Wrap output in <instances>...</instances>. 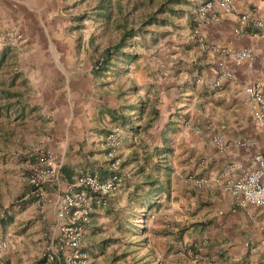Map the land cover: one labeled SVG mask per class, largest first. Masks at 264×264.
I'll list each match as a JSON object with an SVG mask.
<instances>
[{
	"label": "crops",
	"instance_id": "0c3cea01",
	"mask_svg": "<svg viewBox=\"0 0 264 264\" xmlns=\"http://www.w3.org/2000/svg\"><path fill=\"white\" fill-rule=\"evenodd\" d=\"M206 1L174 3L169 30L153 34L160 42L140 86L119 84L108 72L61 77L59 114L46 123L40 141L59 158L63 184L86 173L107 179L118 172L123 180L96 205L86 227L83 248L92 262L101 246L92 220L122 196L128 207L137 202L135 218L146 225L139 227L142 264H264V208H240L224 189L250 171L253 155L264 151V123L254 119L244 94V87L258 85L264 95V30L252 23L239 26L246 13L264 24V0H232L236 12L217 7L218 21L199 17ZM11 2L5 0L3 13L12 11ZM244 48L253 52L250 67L231 57ZM216 80L219 87L213 86ZM214 137L222 139V151ZM116 157L122 162L113 170ZM182 175L188 183L178 180ZM199 179L206 183L196 185ZM25 191L21 204L0 199V242L7 244L3 264H41L45 245L60 231L53 190L48 188L50 202L43 205Z\"/></svg>",
	"mask_w": 264,
	"mask_h": 264
},
{
	"label": "rangeland",
	"instance_id": "374dc122",
	"mask_svg": "<svg viewBox=\"0 0 264 264\" xmlns=\"http://www.w3.org/2000/svg\"><path fill=\"white\" fill-rule=\"evenodd\" d=\"M11 1L12 11L6 14L2 11L5 0H0V51L9 46L16 53L17 68L26 80L24 101L37 110L28 113L25 122L18 121L10 125L9 129L14 128L15 136L7 142L6 149L0 152V199L10 206L23 203L25 190L29 189L26 181L27 153L35 146H46L40 141L45 125L53 122L59 114L56 113V92L61 87L59 83L65 79L61 77L70 78L76 73H80L83 78L88 77L91 58H96L102 49L119 40L120 32L116 26L125 23L127 28L139 29L165 0H112L111 20L104 24L93 9L96 0ZM77 15H85L86 18L82 23H77ZM168 30V25L166 28L148 26L145 34L134 38L131 41L132 48L125 51L135 52L139 60L129 66V72L113 75L111 79L133 88L140 86L139 81L148 76L147 62L155 54L152 50L160 42L158 38L153 40V34ZM108 75H112L111 71H108ZM0 148L3 149L2 144ZM25 148L28 149L23 151ZM19 154L27 156L26 162L20 161ZM115 159L119 160V167L122 160L119 157ZM184 178L182 175L178 180L184 184ZM136 203L128 207L122 196L119 199L116 196L109 201L112 207L108 204V210L99 212L92 220L96 223L95 237L98 245H101L93 253V264H142L145 261L139 227L146 225L135 218L139 213ZM149 234L152 235H146ZM109 239L113 241L112 247L108 244ZM198 261L204 262L201 259Z\"/></svg>",
	"mask_w": 264,
	"mask_h": 264
},
{
	"label": "built area",
	"instance_id": "2783aa9c",
	"mask_svg": "<svg viewBox=\"0 0 264 264\" xmlns=\"http://www.w3.org/2000/svg\"><path fill=\"white\" fill-rule=\"evenodd\" d=\"M217 7L226 13L236 12V6L232 0H209L199 6L198 15L200 18L208 17L211 21H218ZM251 23L258 29L264 30V24L253 20L251 14L246 13L240 16L241 29L248 27ZM231 57L235 63H246L248 67L252 65L254 58L249 48L234 52ZM223 76L230 78L232 75L230 72H224ZM213 86L219 87L220 81H214ZM244 94L254 119L263 124L264 95L260 87L246 86ZM213 143L220 151L224 149L221 138L214 137ZM238 144L245 145V143ZM27 155V185L38 198L40 205L50 202L47 190L48 188L53 190L52 192L56 195L54 215L60 224L59 234L52 237L43 249L41 264H93L83 248L86 227L96 205L104 204L106 197L120 189L121 175L113 172L107 179H101L96 174L86 173L77 176L71 184H63L62 165L54 153L45 146L38 145ZM252 162L253 168L250 171L224 185V189L236 197L237 206L243 209L248 206L264 208V151L256 152ZM118 164L119 160L115 159L111 165L112 169H117ZM189 179L185 177L182 181L188 183ZM195 183L201 186L206 181L199 179ZM6 250L7 244L0 242V264H3L2 257ZM193 258L196 261L200 260L198 255H193ZM201 260L205 262L204 258Z\"/></svg>",
	"mask_w": 264,
	"mask_h": 264
},
{
	"label": "trees",
	"instance_id": "16d2710c",
	"mask_svg": "<svg viewBox=\"0 0 264 264\" xmlns=\"http://www.w3.org/2000/svg\"><path fill=\"white\" fill-rule=\"evenodd\" d=\"M179 2L180 0H165L144 20L141 27L137 30L127 28V24L125 23L122 25L118 24L116 27L120 34L117 43L102 49L96 55V58H91V76L95 78L105 76L108 71H111L114 76L129 72V66L135 64L139 58L135 52L125 51L132 48L131 41L136 37H140L142 33L147 32L146 28L148 26H167L170 23L169 15L176 12L173 8L174 3L178 4ZM93 9L96 12L97 18L102 20V24L107 22V20H111L112 0H96ZM165 15L168 17H165ZM85 18V15H77L75 17L77 23H82ZM16 57V53L9 46L2 48L0 51V145H3V149L0 148V152L6 149L4 147L7 145V142L15 136L14 128L9 129L10 125L18 121L25 122L26 115L28 113L32 114L37 110L35 107L27 105L24 101L26 80L17 68ZM121 70L123 71L120 73ZM27 149L25 148L23 151ZM18 156L20 161L26 162L27 156L25 154H19ZM148 185L153 186L154 182L152 181ZM28 188L29 194L34 195L31 188ZM136 199L142 200V198L137 197ZM145 208L146 210L151 208L150 202L145 203ZM145 213L147 211L141 215L143 219L146 218Z\"/></svg>",
	"mask_w": 264,
	"mask_h": 264
}]
</instances>
